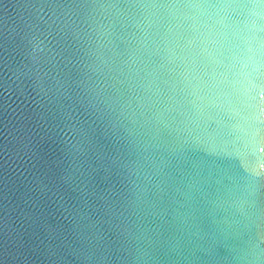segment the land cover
<instances>
[{"label": "water", "instance_id": "water-1", "mask_svg": "<svg viewBox=\"0 0 264 264\" xmlns=\"http://www.w3.org/2000/svg\"><path fill=\"white\" fill-rule=\"evenodd\" d=\"M0 264H264V0H0Z\"/></svg>", "mask_w": 264, "mask_h": 264}]
</instances>
